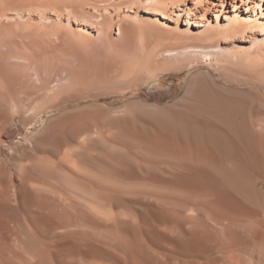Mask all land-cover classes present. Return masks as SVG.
<instances>
[{"label": "bare ground", "instance_id": "1", "mask_svg": "<svg viewBox=\"0 0 264 264\" xmlns=\"http://www.w3.org/2000/svg\"><path fill=\"white\" fill-rule=\"evenodd\" d=\"M27 1L0 0V16L4 18L8 10L29 6L31 8L32 5L41 9L48 5V0ZM207 9L204 8L203 15ZM261 21L260 24L264 25V19ZM233 22L234 19L228 20L229 26L224 27L221 36L239 32L234 29ZM249 23L255 27L257 20L250 17ZM6 30L10 31V27ZM6 30L0 23V146L4 142L2 136L10 126L18 128V113L20 123L26 126L39 119L45 112L78 102L84 95L80 93L84 88L79 86L81 80H77L72 71L61 67L63 64L58 65L54 72L50 71V63L52 60L55 62V58L52 59L54 55L52 56L48 49H44V46H28L22 38H18L19 35H13ZM24 31L26 33L23 29ZM212 38L214 37L209 33H204L197 37L199 43L159 50V53L147 58L144 67L156 76L174 70L190 69L200 63L216 65L222 72L225 69H233L236 61L220 41L217 43ZM224 75L227 84L224 86L218 84L210 70L190 79L186 92L180 97L181 100L190 98L188 104L183 106L184 111L180 112V118L185 120L189 129L196 130L203 139L208 140H202L204 143L195 142V133L191 141L180 139L173 142L174 144L170 142L171 146H158L160 151L157 147L148 150L159 152L170 160L164 162V165L156 164V170L161 172L166 169L168 175H171L169 182L172 184L173 195H162L165 206L160 204L157 208H148L150 213L141 208V205L139 211L133 207L132 215L135 221L131 224L126 219L130 217L121 219L124 211L116 212L112 205L125 210L129 205L127 201H135V198L128 199L122 193L128 199L126 201L114 193L113 187L125 186L126 190H130L129 187L136 181L137 186L134 187L137 189L135 191H138L147 179L141 183L140 180L128 182L129 178H122L119 173L108 167H103L106 176H98L92 165L87 166L85 171L75 170L78 165L75 167L73 163L78 156L68 152L70 148L65 150V142L69 138H76L71 124L67 122L70 113L68 110L48 119L41 133L31 139L32 148H29L28 144H16L8 149L7 154L0 153V264H160L158 251L151 244V239L156 234L155 230L161 228V222L173 225V231L177 233L175 241L179 246L178 250L186 256L203 257L189 260L191 264H239V251L259 256V264H264V248H255L256 234L264 228V115L255 111L253 105L239 101L238 97L230 94L232 90L228 88V84L233 83V80L228 78L225 72ZM86 135L84 133L81 137ZM169 135L172 138L171 134ZM73 148L75 150L76 147L72 146L71 149ZM39 152H48L50 155L39 156ZM12 158L16 165L15 172L12 171V166L10 167L13 164ZM66 168L83 176H78L79 179L76 180L78 187L82 192L92 195L95 205L93 204L91 210L104 213L101 218L107 217L108 222L111 220L109 225L103 226L101 223L98 227H87L77 223L83 220L88 221L86 224L90 225L89 220L94 216L92 213L86 212L88 216H85L78 210L74 211L81 205L75 203V200L69 201L64 194L61 195V189L54 188L59 187L60 182L55 179L65 175L63 171ZM150 170L148 169L149 174ZM166 171L161 174H167ZM8 172L9 180H18L12 184L18 199L17 205H13L12 200L9 202L8 195L4 194L9 184L6 185L3 178ZM155 175L158 176L159 173ZM53 179L57 181V185L51 182ZM151 184L154 185L155 182ZM146 185L148 186V183ZM134 187L132 185V189ZM142 193L141 191V195ZM136 194L138 193L133 195ZM77 195L81 196L79 193ZM89 195L86 197L90 198ZM139 196L138 194V200H141ZM89 200L91 199H88V203ZM107 207L110 208L106 216L105 212L98 211V208ZM70 208H74L73 211ZM129 209L127 207L125 212L131 213V208ZM153 222L157 223V226ZM162 235L166 236L165 233L160 236ZM169 254L166 257H169ZM170 257H173V254ZM167 259L165 262L168 264Z\"/></svg>", "mask_w": 264, "mask_h": 264}, {"label": "rangeland", "instance_id": "2", "mask_svg": "<svg viewBox=\"0 0 264 264\" xmlns=\"http://www.w3.org/2000/svg\"><path fill=\"white\" fill-rule=\"evenodd\" d=\"M33 1L30 0V2ZM47 4V7L41 9L38 6L36 9V6L32 7V5L31 8L29 6V8L24 7V9L18 8L19 10H8L4 18L2 15L0 16V21L2 20L0 23L5 30H9L10 27V31H6L13 35H19L18 38H22L21 40H24L28 46L34 45L48 49L52 53L51 55H54L52 59L55 58V62L52 60L50 63V71L54 72L58 65L63 64L65 67L63 65L61 67L72 71L77 80H81L79 86H84V88L82 87L83 90L80 93L84 95L78 102L45 112L39 119L26 126L20 123L18 113V128L12 125L4 133L2 136L4 142L0 146V153L7 154L8 149L16 144H28V147L32 148L31 139L41 133L48 119L68 110L70 113L67 122L71 124L69 125L72 126L76 138H69L65 142V150L71 149L72 146L76 147L75 150L74 148L68 150V152L78 156L73 163L75 167L78 165L75 170L85 171L87 166L92 165L93 171L98 176H104L103 167H108L119 173L122 178H129L128 182L129 180L132 182L133 180H140L141 183L147 179L148 182L144 181V183H148V186L143 185L144 183L138 184V186H142L138 191H135L137 189L134 187L137 186V184L135 185L136 181L131 184L130 190L128 188L126 190L125 186L121 187L122 189L118 186V189L113 188L114 193L123 198L125 196L126 198H135H133L135 201L132 200V202L128 200L129 198H125L129 203L126 209L127 207L128 209L131 208L132 211L134 207L135 210L137 209L136 211H139V207L142 206L141 208H145L148 213L151 212L148 208H157L160 204L165 206L166 202L162 200L165 195H173L172 184L169 182L171 175H168L166 169L167 174H164V170L161 172L159 169L156 170V164L164 165V162L170 160L163 157L159 152L153 153L148 152V150L158 148V146H168L170 142L174 144L180 139L191 141L195 133L197 136L193 138L194 141L196 140L195 142L204 143L202 140H208L203 139L196 130L189 129L190 127L187 126L185 120L180 118V112L184 111L183 106L188 104L190 100V98L181 100L180 97L186 92L187 85L193 76L210 70L218 84L224 86L227 85L224 77L225 72L228 78L233 80V83L228 84V88L232 90L230 94L238 97L239 101L253 105L256 108L255 111H260L264 115V25L260 24L261 20L264 19V0H223V2L221 0H48ZM205 7L208 9L203 15ZM250 17L257 20L255 27L250 25ZM230 19H234V29H238L239 32L226 33L221 36L224 27L228 28V20ZM23 29L26 30L27 35ZM206 32L214 37L212 40L217 43L220 41L221 45L229 51L231 57L236 61L235 64L233 63L234 70L225 69L222 72V70L217 69L216 65L200 63L190 69L174 70L156 76L149 73L150 71L144 67L147 58L154 53H159V50L199 43L197 37L204 33L207 34ZM53 65L55 67H52ZM84 133L87 135L81 137ZM198 136L200 137L198 138ZM82 138L85 139L82 140ZM86 139L87 141H85ZM77 146L81 148L78 149ZM128 149L132 153L127 151ZM158 151H160L159 148ZM39 153L41 154L39 156L50 155L48 152ZM89 157H92L91 161ZM156 160L158 161L156 162ZM11 162L13 164L10 167L12 166V171L15 172L16 165L13 158ZM107 164L109 165L107 166ZM67 168L65 169L66 172L63 171L65 175L55 179L60 184L59 187L54 188L61 189V195L64 194L63 196L69 198V201L75 200V203L81 205L79 209L70 208V210H78L85 216H88L86 212L92 213L95 217L89 220L90 225L86 224L88 221L83 220L77 223L85 224L87 227H98L101 223L103 226L109 225L111 220L108 222L107 217L101 218L104 213H96L97 210H91L93 204L95 205L91 198L92 195H89V192L87 194L85 191L82 192L83 190L81 191L78 187L77 179L81 175L72 173ZM148 169H151L150 174ZM154 169L155 171H153ZM152 171L155 173L153 174ZM156 171L159 173L158 176L155 175L158 174ZM9 172L3 178L6 181L5 184H9L4 194L8 195L9 202L13 201L12 204L17 205V196L12 184L14 181L17 183L18 180H9L7 178ZM162 172L164 173L161 174ZM36 173L38 172L36 171ZM55 180L53 179L51 182L57 185ZM151 182H155L156 186L155 184L152 185ZM162 184L164 185L162 186ZM67 190H70V193ZM134 191L140 195L141 200H138V194L133 195L135 194ZM141 191L143 192L142 195ZM131 192L133 193L131 194ZM78 193L82 197H78ZM86 195H89L90 198ZM88 199H91L89 203ZM136 204L138 206H135ZM89 206L91 207L87 208ZM109 208H98V211L105 212L104 216H106ZM113 208L116 212L121 210L119 212L123 213L122 211H124L125 214L120 215L121 219L124 220L126 216L130 217V219L126 218L130 222L129 224L135 221L134 215H132L133 211L131 213L130 211L125 212L126 209L124 210L122 207L117 209L114 204L112 205ZM70 213L75 215L74 212L70 211ZM95 214L105 221L98 220L99 218ZM161 223L159 230L155 228L157 223L153 227L156 229V234L165 233L166 236L162 235V237L161 234H157L158 237H155L156 234L154 233L155 235L151 239V244L158 251L157 255L160 260L158 263L167 264L165 262L167 258H169L167 259L168 264L170 262L172 264H191L189 260L193 258L203 259V257L198 256H186L178 250L179 246L175 241L177 233H174L173 225L170 223L172 225L170 226L166 222ZM163 223L168 225H163ZM166 226H170V228ZM255 238V248L262 250L264 248V228L256 234ZM154 240L159 242L156 243ZM167 252L170 253V256L173 254V257H166ZM237 258L240 259L239 264H259L260 262L259 256H252L240 251Z\"/></svg>", "mask_w": 264, "mask_h": 264}]
</instances>
